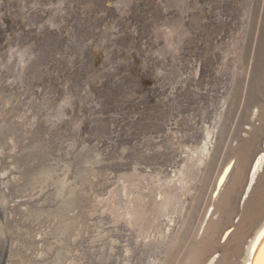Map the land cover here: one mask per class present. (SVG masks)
Returning <instances> with one entry per match:
<instances>
[{
    "label": "rangeland",
    "instance_id": "1",
    "mask_svg": "<svg viewBox=\"0 0 264 264\" xmlns=\"http://www.w3.org/2000/svg\"><path fill=\"white\" fill-rule=\"evenodd\" d=\"M39 1L36 6V0H0V57L11 50L12 44H34L33 51L35 50V56L30 60L29 79L26 78L24 82L28 88L19 103L11 99L9 90L6 92L7 96L0 95V108L3 107L2 111L0 110V118L5 115L12 120H18L21 127L19 137H12L14 139L11 143H5V138L0 133V156L5 157L6 166L11 167L12 162L17 173L21 171L23 174L21 177V173L14 175L9 172L4 178L10 180L13 176H19L21 186L24 183V189L22 188L19 194L21 196L13 206L19 211L23 209L25 215L24 219L23 216L20 217V237H17L26 251L14 255L11 262V250H8L7 263L27 264L37 248L42 251L35 264H48L54 256L59 219L55 203L52 200H43L50 196L54 185L50 178H47L46 182L44 180L36 184L28 182L29 174L34 166L45 161H74L81 148L80 141L76 138L78 136L74 133L79 125V135L83 139L81 140L97 146L106 165L94 176L95 190L91 189L89 182L86 184L87 190L93 193L90 196V207L85 214L89 217L93 237H105L107 233L114 234L117 231V227L111 224L116 220L109 216L111 225L104 227L110 226L109 232L105 229V234L102 232L96 237L99 233L95 220L97 215L103 214L102 218H105L117 206L120 212L117 217L123 219L122 214L131 207V202V209L138 210L137 212L142 213L145 218V223L148 224L145 226L151 228L153 225L151 230L152 240L156 241L154 243L167 237L169 240L180 237L178 253L172 249L174 256L170 257L168 264H193L188 254L200 240L198 233L202 231L200 227L208 210L215 206L217 213L216 219L212 218V221L217 223L214 225V233L212 231L211 234L216 247L220 244L223 231L233 223V218L241 211V184L227 188L224 196L226 199L221 198L219 201L215 200L216 193L213 194V191L219 175L231 158L239 159L242 165L245 157H251V150L255 147L253 140L256 141L258 136L257 132L252 137L244 133V138H249L243 139L241 131L251 122L255 105L262 106L264 110V0H180L186 3L185 15L176 7H169L168 0H132L126 12L116 6L115 2L118 0H64L55 19L56 23L62 25L47 24L42 29L39 24L55 13L53 10L61 0ZM33 4L35 7H32ZM182 18L187 35L182 43L183 50L177 65L183 77L173 87L169 80L159 73V67H163V64L161 59L155 58L154 51L164 45L165 41L163 38L156 39L154 29L158 24L164 25V21L173 23ZM107 28L110 30L105 40L103 36ZM238 32L245 35L242 39V53L237 56L234 50L233 55L229 56V59L233 60L230 64L233 67L230 73H233L234 77L231 89L234 84L235 88L232 94L226 96L218 91L217 86L223 76L220 69L225 60L218 46L229 44ZM234 39L236 40V37ZM174 40L176 41V38ZM98 45H102L101 52L95 49ZM166 60L171 63L170 54ZM236 77L238 79L235 83ZM13 89H17L16 85ZM28 89L36 93L37 100H41L44 105L49 104L50 108L41 116L39 108L31 106L34 118L27 124L29 132H26L27 127L23 125L27 122L24 116L28 114ZM214 91L219 92L216 93V102L217 111L222 113L221 127L215 136L214 145L210 148L212 152L209 150L210 154L204 156L198 149V152L193 153L191 148L186 147L183 159L185 174L188 176L185 175L183 181L177 177L173 181L164 182L150 175V172L137 170L138 172H134V176L126 182L129 197L123 194L121 198L118 196L112 200L102 199L103 195L108 197V187H117L113 191L115 195L123 188L125 166L122 160L126 148H142L145 145L143 141L148 137L157 139L168 131L176 132L177 119L182 115L188 117L192 114L198 103L203 104L207 110L210 92ZM14 105L19 106V109H13ZM63 109L66 112L60 115ZM33 133L42 138L47 156H43L41 150L37 157L30 161L25 154L35 147L31 144ZM25 142L30 147L22 150ZM88 154L90 157L94 155L92 151ZM28 161L31 163L30 167ZM73 171V179L80 182L77 166ZM260 187L254 200L257 199L259 191L264 192V181ZM166 190L173 192V200L169 208L162 211L158 197L164 198ZM73 213V216L79 215V230L74 245L80 249L86 225L84 217L80 215V209ZM246 216L247 214L244 215ZM87 234L89 235V232ZM97 242L99 241H93L94 248L98 247ZM231 247L233 245L228 249H232ZM216 249L222 253L226 250L221 246ZM102 252H99L98 264L105 263L106 250L103 249Z\"/></svg>",
    "mask_w": 264,
    "mask_h": 264
},
{
    "label": "bare ground",
    "instance_id": "2",
    "mask_svg": "<svg viewBox=\"0 0 264 264\" xmlns=\"http://www.w3.org/2000/svg\"><path fill=\"white\" fill-rule=\"evenodd\" d=\"M130 2H132V0H118L117 2H115V4L121 10H123V12H126V8L127 6H129ZM39 3L40 1L36 0L35 5L37 6V4ZM63 3L64 0H61L60 4L56 6L57 8L53 10L55 11V13L51 15L49 18H47V20L39 24L40 29L44 28L47 24H50L51 26H55V25L59 26L61 24V23H56L55 19L57 12L60 11L61 5ZM167 4L169 7H176L179 11H181L182 15H185V12L187 11L185 6L186 3L184 1L182 3V1L180 0H168ZM35 5L33 4L32 7H35ZM243 7L245 9L244 3H243ZM183 20L184 19L182 18V20L181 19L176 20L173 23L172 21L167 20L163 22L164 25L159 26L158 24L154 29L156 39L159 40L163 38L165 41L164 45H161L160 47L156 48V50L154 51L155 58L161 59L163 64V67L162 66L161 68L159 67V73L160 75L163 76V78L169 80L170 84L173 87L176 86L175 84L179 83L180 79L183 77L181 69L177 65V63L180 62L179 55L183 50L182 43L184 42L185 36L187 35V33H185L187 32V29L184 26V23H182ZM109 30L110 28H107L105 30L103 39L109 36L108 34ZM244 36H245L244 34L240 35L238 32L237 36L234 35L233 40L229 42V44L218 46L222 54L225 56L224 57L225 60L223 62V65H221L222 67L220 69V73L223 76L221 77V81L217 83L218 84L217 86H218V91L223 92V94L226 96L232 94L235 88V84H234L231 89V83L234 77H233V73H230L231 69L233 68L230 66V64L233 63V60L232 59L230 60L229 56L233 55L234 50H236L237 56L242 53V49H241L242 41H243L242 39H244ZM235 37L236 40L234 39ZM175 38L176 41L174 40ZM105 40L103 42H105ZM10 46H11V50L7 51L6 52L7 54H3L0 57V95L2 94L3 96H7L6 92L9 90L10 91L9 95L11 96V99H13L14 102L19 103L20 99H22L21 98L22 95L24 94L25 90H27L28 88V87L26 88L25 86L26 83L24 82L26 81L25 79L28 78V76L30 75V70H29L30 60L35 56V52H34L35 50L33 51L34 44H28V45L12 44ZM101 46L102 45L100 46L98 45L96 46L95 49H98V52H101ZM169 54L172 57L171 63L166 60ZM237 56L235 61L237 60ZM168 66H170L169 69ZM237 79L238 78L236 77L235 83L237 82ZM15 85L17 89L14 90L13 87H15ZM28 91H29L27 98L28 100L26 101V105L28 107L27 110L28 114L24 116L27 118V122L24 121L26 123L25 125H23L24 127L25 126L27 127L26 132H29L28 129L29 126L27 124L29 123L30 120L34 118L33 110L31 106L38 107L41 116L45 115L46 111H48V108H50L49 104L44 105L42 102H40L41 100L40 101L37 100L36 98L37 96L34 91L30 89H28ZM217 92L215 91L210 92V104L207 110H205L206 108L204 107L203 104L198 103L197 109L188 117H184V115L180 116V118L177 119L178 130L176 132H173L172 130L168 131L167 134L157 139L148 137L147 140L143 141L144 142L143 144L145 145H143L142 148L140 146L139 147L134 146V147L126 148L127 150L125 151L123 150L124 159L122 161H123V165L125 166V168H123L125 169V176H123L125 177V179L123 180V188L121 189V192L119 193L116 192L117 194L115 195L113 194V191L117 187L115 189H113L112 186L108 187L106 189L108 193L107 195L108 197L106 198L104 195H103L104 197L101 195L102 199L112 200L117 198L118 196L119 198H121L123 194L129 197L127 192L126 182L131 176H134V172H136L137 170L138 171L142 170L145 173L150 172V175H152L153 177L155 176L156 178H158V180H162L164 182L167 181L169 182L170 180L173 181L177 177L183 181L186 175L185 164L183 159V154H185L184 152L186 147L191 148L192 149L191 151H193V153H195L197 151L196 149H198L199 152L201 151L202 154H204V156L207 155L209 153L210 148L214 145V141L216 140L215 136L218 134L219 129L221 127L220 118L222 117V113L217 111V102H216V97L218 96V94H216ZM67 102H70V100ZM2 109L3 107L0 108L1 111ZM13 109L18 110L19 106L14 105ZM64 110L65 109H63L60 115L66 112V110L65 111ZM2 114L3 112H1V116ZM16 118H18V116H16ZM73 119L74 118H72V120ZM250 119L251 122L248 123V126L242 129L241 135L243 134V136L241 137L243 139H247L249 137L244 138L245 136L244 133H246L247 135L249 134L250 137H252L255 134V132L258 133L256 141L252 139L253 142L255 143V147L251 150V157L250 156L245 157V160L242 161L243 163L242 165L239 159H236L235 157L231 158L230 161L226 164L224 170L219 175L217 180V185H215L213 191V194L216 193L214 195L215 200L219 201L221 198L226 199V197L224 196L226 194L227 188H231L230 186H235L237 183L243 186V193L241 194L242 197L240 199L241 211L236 215L235 218H233L234 219L233 223L223 231L222 236L220 238V244L218 245L221 247H225L226 250H223L224 252L222 253L221 251L216 249L218 246L217 247L214 246L215 245L214 238L213 236H211L212 231L213 233L215 231L214 229L216 226L214 225L217 223V221H212V218L213 220H215L217 217V213L215 212V206H213L211 210H208L202 222V226L200 227V230H202L198 233V237H200V240H198V242L195 244L193 249H191L190 254H188L190 255L191 260L193 261V264H264V192L259 191L257 199L254 200L256 191L259 188H261L260 186L264 181L263 107L260 105H255L253 107V112ZM81 123L82 122H80V124ZM76 127L77 128L74 133L75 135L78 136L76 138L80 141L81 148L76 153V158L74 157L75 162L73 161V159L72 161H65V159H62L63 161H65V163H61L60 161L57 162L45 161L39 165L34 166V168H32V172L28 171V173L30 172L29 174L30 181L28 182H32L33 184H36L37 182H41L44 180L46 182V179L50 178L52 184L54 185L53 190L51 189L50 196H48V198L46 197L45 199H43L44 202L52 200L55 203L54 205L56 206V212L59 219L58 226L56 228L57 231L55 234L56 250L54 256L52 257V259L48 264H80V262H82L83 264H98L99 252L103 253L102 252L103 249L106 250V252L104 253L105 255L104 264H168L169 259L171 260L170 257L173 255L172 249L175 250L179 249L180 237L177 236L175 239L172 240H169L167 237V239H162L158 243H154L156 241L153 242L152 240L153 233L151 230L153 225L151 226V228L145 226L148 225L147 223H145L146 222L145 218H143L142 213L137 212L138 210L135 211L134 209H131L132 207L131 202H130L131 204L129 203L131 207L127 208L124 214H122L123 217L121 218L123 219H119V217H117L118 216L117 213L119 212V208L117 206H115L112 212L110 211L111 212L110 214L108 213L109 215L107 217L102 218L103 214H100L99 216L97 215V218L95 219L98 227L97 229L99 232L95 235L96 237L101 235L102 232L103 234H105L104 233L105 229L107 230V232H109L108 227L110 226H108L107 228L104 227L111 224L117 227L116 233L118 232V234L116 233L113 234L110 232L107 233V236L105 235V237L107 238H105L104 236L103 237L100 236L99 238L95 239V237H93L94 234L91 233L92 230L89 225V217L85 216L87 210L90 207V203L92 199L90 198V196H92L93 193H90L91 191L89 192L88 191L89 189L87 190L86 184L89 182L92 186L91 189L95 190L94 187L96 181L94 176L98 174V172H100L106 165L104 164L105 163L103 159L104 157L102 156L100 149L95 145L93 146L90 145L89 143L87 144L85 140L82 141L83 139L79 135V125H77ZM20 131H21V127H20V122L18 120L16 121L12 120L10 117L9 118L5 117V115L3 116V118H0V133L3 134L5 138L4 141L5 143H11V140L14 139L12 137H14L15 135L16 136L18 135L19 137ZM31 139L33 140L31 144H33V146L35 145L34 147L35 149L34 148L30 149L25 154L27 156V159L31 161L34 157H37L36 156L37 153L41 150H42L41 154L43 156H47V152L46 149H44L45 145L42 141V138L39 135L33 133ZM22 146H23L21 147L22 150L30 147V145L26 144V142L23 143ZM151 146H153V148H150ZM14 147L15 146H13V148ZM89 151H92L94 153L93 157H90L91 155L88 154ZM192 156L193 155H191V158ZM4 158L0 156V263L2 264L3 261V264H8L6 258L8 250H11V262L13 260L12 258L14 257V255H17L20 251L21 252L26 251V248L23 249L24 247L21 246L22 244L19 242V238L17 237L19 236L18 234V228L20 227L19 220L20 217L24 215V212H22L23 209L19 211L17 208H15L16 206L15 207L13 206L14 205L13 203H16L18 201V198L21 196V195L19 196V194L21 193L22 188L24 187L23 186L24 183L21 182L22 183L21 186L19 182L21 178L18 179L19 176L14 177L12 175L13 177L10 180H6L4 178L5 174L9 172H11L14 175L18 174L17 173L18 171L13 168L14 164L12 162L10 164L11 167L6 166L7 164H5L6 161ZM18 160H21V158H18ZM30 164L31 163L29 162V167L31 166ZM75 166H77V177L78 179H80V182L79 180L77 181V179H73L72 177L73 172H75L73 171ZM20 173L21 171L19 172L18 175H20ZM22 175L23 174L21 173V177ZM187 176L188 175H186V177ZM172 193L173 192L166 190L164 191V195H165V197L163 196L164 198H162V196L158 197V200H160V210L165 211L169 208V205L173 200ZM254 201L255 203L253 204ZM41 207H43V205ZM77 209H80V215L84 217V221H85L84 223L86 225L84 229L86 232L83 235V240L80 243L81 246L79 245L81 247L80 249H78L79 247L76 248V246L74 245V239L79 230V215L73 216L74 214L73 211H76ZM245 214H247L246 217H244ZM109 216H112V218L114 217V220H116L117 222L115 221L116 223L114 222L113 224L111 220L110 221L111 224H110L109 222L110 219L108 218ZM87 218L88 220L86 221ZM247 218L249 219L247 220ZM133 219L136 220V222H133L134 221ZM149 224L151 225V222ZM87 232H89V235L87 234ZM95 240L99 241L97 242L98 243L97 248L96 247L94 248L93 245L94 244L93 241ZM150 242L154 244L151 245ZM33 243L34 241L32 242V244ZM231 245H233V247H231L232 249H228V247H230ZM41 251L42 250H40V248L35 249V251H33L32 253V257H30V260H28L27 264H35L36 259H38L37 257H39L38 255L41 253ZM86 258L87 261L85 262ZM172 264L174 263L172 262Z\"/></svg>",
    "mask_w": 264,
    "mask_h": 264
},
{
    "label": "water",
    "instance_id": "3",
    "mask_svg": "<svg viewBox=\"0 0 264 264\" xmlns=\"http://www.w3.org/2000/svg\"><path fill=\"white\" fill-rule=\"evenodd\" d=\"M1 264V263H0ZM2 264H3V261H2Z\"/></svg>",
    "mask_w": 264,
    "mask_h": 264
}]
</instances>
